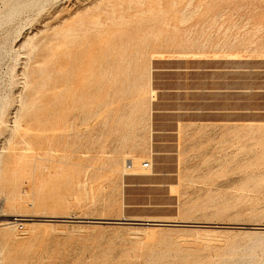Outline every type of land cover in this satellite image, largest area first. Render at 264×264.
Masks as SVG:
<instances>
[{
  "label": "rangeland",
  "instance_id": "rangeland-1",
  "mask_svg": "<svg viewBox=\"0 0 264 264\" xmlns=\"http://www.w3.org/2000/svg\"><path fill=\"white\" fill-rule=\"evenodd\" d=\"M70 1L48 0L40 12L38 8L24 10L0 26V124L13 122L19 95L27 86L21 70L46 54L50 25L58 21L54 15H63L61 8ZM162 1L167 24L148 15L147 10L142 13L140 5L128 9L131 19L122 26L124 46L132 50L139 42L135 36L140 35L162 38L161 43L166 44L149 47L150 52L160 51L150 61L146 57L151 53L144 57L147 68L142 73L132 65L138 60L135 54L125 53L122 62L132 63L118 72V100L103 110L95 105L97 98L92 95L86 100L93 109L85 104L83 119L70 116V122L74 120L71 127L48 131L51 138H34L26 149L19 145L16 152H39L49 160L44 161L47 170L37 169L32 179L22 183V193L31 195L26 203L9 205L8 188L0 187V264H6L8 256H15L16 264H197L175 254L148 262L152 238L160 235L183 248L200 249L207 264L240 263L250 257V250L263 259L259 243L264 229L253 227L264 225V0H191L193 4L177 0L176 7L170 0ZM155 4L156 0H149L145 9L157 7ZM3 7L0 0V9ZM182 12L191 14L188 20L192 23L185 20L179 24ZM127 36L132 37L131 42ZM26 40L24 48L21 44ZM94 85L88 92L97 93ZM149 88L153 89L150 93ZM62 101L54 111L66 106ZM87 117L89 120H84ZM7 135L0 126V167L15 153L14 146L6 147ZM145 161L150 166H144ZM72 170L80 171L81 180L66 185L61 174ZM58 196L62 200L57 201ZM38 199H43L42 205ZM98 218L138 223H107ZM154 219L167 221L157 223L160 221ZM192 239L196 243L192 244ZM187 240L189 245H185ZM231 240L236 245L234 253H217L216 249Z\"/></svg>",
  "mask_w": 264,
  "mask_h": 264
},
{
  "label": "bare ground",
  "instance_id": "bare-ground-1",
  "mask_svg": "<svg viewBox=\"0 0 264 264\" xmlns=\"http://www.w3.org/2000/svg\"><path fill=\"white\" fill-rule=\"evenodd\" d=\"M1 1L3 2L4 7L2 9H0V26L3 23H6V22L10 21L11 19H13L15 16L19 15L24 10L32 9V8H38V11L40 12L41 10L44 9L45 4L48 2V0H1ZM86 1H88L89 3H87ZM147 1H149V0H72L65 7L61 8V10L64 11L63 15H62V13L58 14V12H57V15H54L55 17H57L58 21H56V23H52L50 25V28H49V29H51V32H50V34L48 33L49 35L47 37L48 39L46 42V43H48V45L46 44V46H48V47H47V50L45 52L46 53L45 55H47V57H45L44 54L38 55L37 57L35 56L36 59L34 61V64H29L32 66H29L30 68L28 67L27 70L25 68L26 72H25V70H21V71H24L23 73H25V78H26V83H27L25 85H27V86L25 88H23L25 90L23 91V93L21 95H19L20 99H18V100L20 101L19 102L20 106H18L17 109L14 111L15 116L13 115L14 119H13L12 123L10 122L11 124H9L7 121L1 122V124H0L1 127L4 126L5 130H7V133H8V135H7V146L6 147H11V146L15 147V151H14L15 153L12 156V158H10L9 160H3L1 162V167H0V187L4 186V187L8 188L7 189L8 190L7 201L9 203V205H17L19 203L24 204V202L31 195L28 196V194H26L25 192H24L25 194L22 193V191H21L22 183L25 181V179L31 178V175H33V173L37 169L41 170L42 167H45V169H46L47 166L45 165L44 161L49 160V158L46 156H43V154L41 156H39V152L38 153L36 152L33 155L26 153L27 150L26 151L24 150V152L23 151L22 152H16L19 145H23V147L26 149V146L29 147L31 142L34 141V138L38 139L42 136H45L47 139H49L51 137L49 135L47 136L48 131H50L51 133H56L62 127H65V126L71 127L74 123V120L83 119L82 118V116H84L83 115V112H84L83 106L85 104L88 106H90V104L92 105V103L88 104V102L86 100L87 98L92 97V95H94V98H97V102H96V104L95 103L94 104L97 105V107L99 109L103 108L104 106L107 107L109 104L114 103L116 100H118V99L115 100V97L118 98V96L121 95V93L119 92V90L117 88L118 82H119L118 74L122 73L120 71L124 66H126L127 64L131 65L130 63H132L131 60H127V63L124 64L122 62V58L124 56L126 57L129 53H134L136 56L135 59L138 58V60L135 62V59L132 57V59H133L132 61L135 62V64L132 63V65L136 68L135 70L137 72L142 73V70L143 69L145 70L147 68L146 66H144L145 65L144 63H147L144 61V57H146L149 53H151V55L149 57H146L147 59L149 58L148 61H150L152 59V57H154L158 53V51H160V49H159V50H152L150 52L149 47L152 48L155 45V46L161 48V47L165 46L164 44H166V43H164L163 41H162V43H164V44L161 43L162 38H160V40H159L158 37L151 35L155 31H153V33L150 34L151 36H148L147 38H146V36H141L139 34L140 32L138 33L140 35L138 37L133 34L132 36H135L136 37L135 40L138 39L139 42L136 43V41L135 42L133 41V43H136V44L132 45L133 46L132 50H130L128 48L130 46L126 47V46H124L123 42L121 43V41H125L122 38V36H123L122 34H123V30H124L122 28V26L129 23V19H131L129 17L130 11L128 13L129 16L127 15V12H128V9L132 8L134 4L141 6L142 13H146V10H147V11H149V12H147V14L150 13L151 15H156V18H154V19H156L158 21H162L163 24L166 22L167 16L165 13L167 12V10L165 9V7L163 5V1L162 0H156L155 5H157V7L153 6L150 9H145ZM189 1L191 2V0H189ZM177 2H178L177 0H170L168 3H170L172 6L176 7ZM190 2L188 3L189 5H190ZM192 4H191V6H192ZM181 5H183V4H181ZM189 5H188V7H189ZM188 9L189 8H187V11H188ZM193 9H195V7ZM138 10H140V8H137L136 11H138ZM227 10L229 11V9H227ZM57 11L60 12L59 9ZM193 11L194 10H192V12ZM199 12H198V14H199ZM206 12H208V11H206ZM229 12H231V11H229ZM229 12H227V13H229ZM235 12H237V10L234 11V14H235ZM244 12H246V11H244ZM193 13H195V12H193ZM227 13H226V15H227ZM133 14H134V12H133ZM169 14H171V13H169ZM234 14H232V15H234ZM203 15L206 16V13ZM228 15H231V14H228ZM52 16H51V18H52ZM133 16L134 15H132V17ZM141 16H143V15H140V17ZM189 16H191V14ZM189 16H188V12H185V13L182 12L181 15L179 16V19L181 20L179 24H181V22H184L185 20H186V22L189 21L190 20V19L188 20ZM197 16L195 18L196 20H197ZM143 17H145V16H143ZM203 18H205V17H203ZM231 18L233 19V17H231ZM133 19H139V18L133 17ZM150 19H152V18H150ZM191 20L189 23H192ZM216 20H217V18H216ZM223 20H225V19H223ZM135 21H137V20H135ZM213 21H214V19H213ZM219 21L221 22L222 20L220 19ZM227 21L229 22L228 19H227ZM132 22H134V21H132ZM213 23L216 24V22H213ZM213 23H211V24H213ZM158 24H156V25H158ZM160 24H161V22H160ZM160 24H159V26H162ZM165 24H167V23H165ZM226 24H225V26L227 27ZM144 25L147 27H150V26L153 27L154 26V24L153 25L144 24ZM144 25H142V26H144ZM182 25H184V24H182ZM228 25H229V23H228ZM128 26H130V25H128ZM136 26L137 25H134L133 27L135 28ZM165 26L166 25H164V27ZM207 27H209V26H207ZM226 27H224V28H226ZM153 28H155V26ZM153 28H151V29H153ZM156 28H158V26ZM167 28L169 29L170 27H167ZM210 28H208V30ZM125 29H128V28H125ZM138 29H139V27H138ZM142 29H143V27H142ZM172 29H173V26H172ZM133 30L135 31V29H133ZM148 30H150V29H148ZM174 30H175V27H174ZM147 32H149V31H147ZM218 32H217V34H218ZM142 33L145 34V32H141V34ZM208 33H210V32H208ZM167 34H168V32H167ZM211 34H209V35H211ZM124 35H127V33ZM166 35H164V36H166ZM169 35H171V34H169ZM205 35H207V34H205ZM233 35H236V34L234 33ZM129 36H127V40L129 38V41L131 42L132 37H129ZM168 36H166L167 37L166 41H168V39H169ZM213 36L211 37V39L213 38ZM230 36H232V35H230ZM207 37H209V36L207 35ZM225 38H227V37H225ZM232 38L233 37H231V39ZM24 39H25V37H24ZM30 40H31V38H30ZM220 40H221V38H220ZM33 41L37 42L35 40H33ZM222 41H225V40H222ZM26 42H27V40L24 41L21 44V46L26 48L24 46L26 44ZM43 42H44V40H43ZM118 42H120L121 45L118 46V44H119ZM174 42H175V40L171 41V43H174ZM95 43L98 44L97 48H95ZM208 43H209V41H208ZM215 43H217V42H215ZM44 44H45V42H44ZM131 44L132 43H130V45ZM202 44H203V42H202ZM191 45L192 44H190V46ZM199 45H200V43H199ZM38 46H39V44H38ZM208 46H209V44H208ZM210 46H212V45H210ZM33 47H34V45H33ZM213 47H214V45H213ZM203 48H205V47H203ZM29 49H32V48H29ZM34 49H36V47ZM164 49L168 50L169 48L167 46V48L164 47ZM30 52L32 53V52H34V50L33 51L31 50ZM30 52H29V54H30ZM183 52L185 53L186 51L183 50ZM125 53H127V55ZM176 53L179 54V51H177ZM36 54H34V55H36ZM134 54H132V55H134ZM170 54H172V53H170ZM189 54H192L191 51L189 52ZM132 55H130V56H132ZM193 55H194V53H193ZM17 59H18V57H17ZM32 59L34 60V58H32ZM129 59H130V57H129ZM141 60H142V63L140 62ZM239 64H240V62H239ZM144 67H146V68H144ZM95 69H96V74H95ZM128 69H129V67H128ZM128 69H127V71H128ZM132 71H134V70H132ZM234 71H235V69H234ZM137 72L134 71L135 75H138V74H136ZM240 73H242V72H240ZM126 74L131 75L130 73L129 74L126 73ZM35 75L38 76V79L33 80ZM93 76L96 77L95 80L93 79V78H95ZM124 77H125V75H124ZM126 77H128V76H126ZM25 78H24V80H25ZM125 82H127V81H125ZM93 83L95 85L97 84V86H98V87H95V85H94V87L96 88L95 91L98 90L97 93L95 92L94 94L92 91L88 92L90 86L93 87L92 86ZM122 83H119V84H122ZM130 83H132V82H130ZM214 84H216V83H214ZM215 88H217V87H215ZM202 89H203V87H202ZM150 90H153V89L149 88V93L151 92ZM217 90H219V89H217ZM199 92H201V91H199ZM143 93H145V92H143ZM151 94L153 95V93H151ZM44 96H46V99ZM217 96H220V94L219 95L217 94ZM62 100H64L66 102V106L64 108H60L59 112H57L58 109H57V111H54L55 107L59 108L58 105H60L61 102H63ZM90 100H92V99H90ZM90 100H89V102H93ZM141 100H142V98H141ZM152 101H154V100H152ZM90 108H91V106H90ZM105 108H103V110ZM92 109L93 108H91V110ZM82 110H83V112H82ZM113 110H115V109H113ZM40 111H42V112L38 114V112H40ZM87 111H88V109H87ZM108 113H110V111ZM108 113H107V115H108ZM112 113H115V112L112 111ZM29 114H32V116L26 121L25 117L28 116ZM86 114H89V113H86ZM107 115L105 117H107ZM116 115L118 116V113ZM70 116H72L74 119L71 122H70V119H71ZM85 116H87V115H85ZM88 116H90V115H88ZM51 117H53V118L51 119ZM108 117H110V119H111L110 114ZM36 118L38 119L37 124L33 125V123H31V122H32V120H35ZM85 119L89 120L88 117L84 118V120ZM102 120L107 122V120H105L104 118ZM137 120L138 119L135 120L136 121V122H134L135 124L137 123ZM144 122H146V121H144ZM260 127L262 128V126H260ZM32 130H36V133H33ZM262 131H264L263 128H262ZM39 144H41V143H39ZM45 154H49V152L46 151ZM49 170H50V167H49ZM55 172H57V170ZM72 172H73V170L69 173L65 171L63 174H61V177L68 181V184L65 183L66 185H70L69 181H71L72 182L71 185H73L74 181H77L79 179L81 180L80 171L76 170L73 173ZM48 174H51V172L49 171ZM52 176H54V175H52ZM49 177L50 176L48 175V178ZM42 179H44V178L42 177ZM80 180L78 182H80ZM43 181H45V180H43ZM43 184H44V182H43ZM38 185H36V187ZM34 186H35V184H34ZM60 186H61V184H60ZM80 186H82V185H80ZM77 187H78V185H77ZM43 188H45V187H43ZM72 188L74 190V187H72ZM45 189H47V188H45ZM71 191H72V189L70 190V193L73 194V192H71ZM38 192H39V188H38ZM39 194H41V192ZM58 194L59 193H57V195ZM42 195H44V194H42ZM59 196H60V194H59ZM59 196L57 197V201H58V199H60ZM61 196L63 197L64 195H61ZM50 197H51V195H50ZM39 198H40V195H39ZM43 199H41V200L38 199V200H40L39 203H41V205H42L41 201ZM52 199H53V197H52ZM63 199H65V198H63ZM60 200H62V198ZM35 201H36V199H35ZM66 201H64V202L61 201V202L65 203ZM50 203H52V202H50ZM68 204H70V203H68ZM53 205H55V204H53ZM62 205H64V204H62ZM98 219H100V220H97L99 222H107V223L122 222V221H123L122 223H138L136 221H130V220H110L112 218H98ZM154 220L160 221L157 223H166L164 221H167L165 219H154ZM119 224H121V223H119ZM253 228H257V229L263 228L264 229V225L254 226ZM260 236H264V235H260ZM197 237H199V236H197ZM197 237H195V240ZM152 239H153L152 243L148 249V258H147L148 262H150V263L157 261L158 259H161L162 257H166V256L171 255V254L181 255L183 258H187L186 260L187 261L189 260L190 263L191 262H195L197 264H207L208 263L207 259H205L206 256L203 255V253L201 252L200 249L183 248V247L178 246L176 244L170 243L168 241V239L165 238V236H161V235L158 237H153ZM182 240H184V238ZM195 240H193V241H195ZM197 240L199 242L201 241L199 239H197ZM196 241L191 242V243L192 244L196 243ZM203 241H206V240L204 239ZM215 241H216V239H215ZM215 241L213 240V242H215ZM260 241H262V242L259 243V246H261L262 250H264V239H260ZM187 242H189V243H187L185 245L190 244V241L187 240ZM209 243L211 244L212 241L210 242V240H209ZM197 244H199V243H197ZM202 244H203V242H202ZM206 244H208V243H206ZM235 248H236L235 241L231 240V241H228L226 244H224V246L222 248L216 249V251H217V253H221L220 251H223V250L225 252L228 251L229 253H234ZM254 252L255 251L250 250L249 253L247 254V256H250L249 258H247L246 260H244L243 262H240V263L233 262V264H264V256H263V259L256 258V255ZM6 264H16L15 256H8ZM217 264H228V263L222 262V263H217Z\"/></svg>",
  "mask_w": 264,
  "mask_h": 264
},
{
  "label": "built area",
  "instance_id": "built-area-1",
  "mask_svg": "<svg viewBox=\"0 0 264 264\" xmlns=\"http://www.w3.org/2000/svg\"><path fill=\"white\" fill-rule=\"evenodd\" d=\"M144 166H150V163L148 161H145Z\"/></svg>",
  "mask_w": 264,
  "mask_h": 264
},
{
  "label": "water",
  "instance_id": "water-1",
  "mask_svg": "<svg viewBox=\"0 0 264 264\" xmlns=\"http://www.w3.org/2000/svg\"><path fill=\"white\" fill-rule=\"evenodd\" d=\"M123 222V221H122Z\"/></svg>",
  "mask_w": 264,
  "mask_h": 264
}]
</instances>
